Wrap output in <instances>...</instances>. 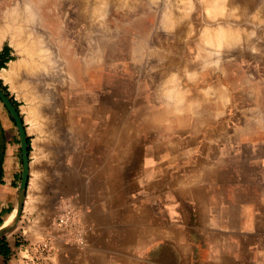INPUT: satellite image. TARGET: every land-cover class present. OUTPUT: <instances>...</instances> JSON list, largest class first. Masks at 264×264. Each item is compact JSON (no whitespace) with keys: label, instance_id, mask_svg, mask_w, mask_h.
<instances>
[{"label":"crops","instance_id":"0c3cea01","mask_svg":"<svg viewBox=\"0 0 264 264\" xmlns=\"http://www.w3.org/2000/svg\"><path fill=\"white\" fill-rule=\"evenodd\" d=\"M180 2L176 9L202 15L183 21L173 43L165 31L159 38L157 81L144 67L119 74L110 50L74 84L64 82L69 68L38 74V61L53 58L39 53L36 21L0 4V81L22 102L30 146L26 242L0 238L8 246L0 264H25L41 237L52 248L42 264H264V0ZM220 25L240 33L204 36ZM118 75L131 79L124 98L103 99V77ZM53 94L62 116L47 115ZM18 149L0 101V223L16 206ZM67 205L93 226L84 247L53 223Z\"/></svg>","mask_w":264,"mask_h":264},{"label":"rangeland","instance_id":"374dc122","mask_svg":"<svg viewBox=\"0 0 264 264\" xmlns=\"http://www.w3.org/2000/svg\"><path fill=\"white\" fill-rule=\"evenodd\" d=\"M19 1L30 3L28 4L30 5L31 11L29 9L30 12H26V6L24 9L26 13L22 12V14L25 13L29 17H32L37 23V30L39 33V53L43 52V54H45V52H47L52 56L51 58H53L52 62L44 59L38 61V74L44 76L48 68V73L53 71L55 75H58V69H61V67L64 69L69 68L70 72L68 75L66 74L67 77L64 78V82H69L70 84H74L78 78L77 76H79L82 69H84L83 66L89 65L88 63L93 62L94 58L98 64L102 62L104 63L105 57L110 55V50H116L118 57L120 58L116 61L118 63L117 70H119V74L120 69H128L131 68V66L138 69L144 67L148 71H151L150 75L152 76L149 78L150 82L157 81L159 78L156 77V74L153 71L158 68V57L156 53L158 52V49H160L158 45L159 38H164L163 35L165 31L167 32V42H172L174 40V34L176 35V32L178 35L180 34L181 23L183 21L188 22L189 19H191L190 16H193L191 20L196 21V19H199L202 15L199 12H186L185 14V12H180V10L178 13L176 6H180V0H65L64 6H56L46 2L36 5V0H0V4L7 8L12 7L13 5L14 8L15 6L18 7L19 5H22L23 8L25 4H18ZM187 3L188 1L183 2V4ZM179 14H182V19ZM176 15L177 17L172 19V17ZM170 16L171 18L169 20L171 21H168L167 19ZM45 17L48 18V22L52 23V28L46 29L44 27L43 24L45 23L42 21L46 19ZM51 17L52 19H50ZM163 18L165 19L163 20ZM166 20L167 23L165 22ZM232 29L237 30L234 28ZM257 32L258 30L254 31V33ZM184 38L187 37L183 36L182 39L185 40ZM99 40L102 43V50L98 55L97 44ZM132 53H134V60L132 59ZM126 57L128 58V62L125 60ZM121 58L123 60H121ZM211 63H213L214 66H219L221 62L214 61L210 62V64ZM106 65L107 66H104V69L109 68V66L113 67L114 62L108 61ZM56 79L57 78H55V85ZM58 79L60 80L61 78ZM114 79L116 81V86L114 85L113 87H117L116 90L110 87V81L113 83ZM130 82V76L125 75H118L115 78L103 77L102 98L109 101L111 91H116L119 99H123L125 90L127 87L129 88ZM2 86L4 88L3 91L10 97V99H13L17 103V110L20 113L19 104L22 102H17L13 98L14 94L11 93L10 90H7L6 86L3 84ZM60 101L61 100L58 96L53 94L51 102L55 106V109L48 110L47 115H49L48 113L53 116L64 115L61 109H58ZM51 111H53V113ZM118 112L120 113V111ZM15 132L17 133L16 127ZM29 149L30 146L28 142V150ZM18 154L19 159L21 160L20 142ZM25 199L26 191L21 214L15 225L3 235V238L9 236L18 242H26L23 239L24 235L20 232L21 227L26 223L22 221L21 218L26 211ZM10 217L14 218L13 212L5 219V221Z\"/></svg>","mask_w":264,"mask_h":264},{"label":"built area","instance_id":"2783aa9c","mask_svg":"<svg viewBox=\"0 0 264 264\" xmlns=\"http://www.w3.org/2000/svg\"><path fill=\"white\" fill-rule=\"evenodd\" d=\"M53 223L59 228L66 242L73 243L78 247L87 245L88 237L93 232L92 224L83 220L80 213L71 206H66L58 214ZM51 241L49 238H40L30 244L25 264H42L51 254Z\"/></svg>","mask_w":264,"mask_h":264},{"label":"water","instance_id":"95a60500","mask_svg":"<svg viewBox=\"0 0 264 264\" xmlns=\"http://www.w3.org/2000/svg\"><path fill=\"white\" fill-rule=\"evenodd\" d=\"M0 101L3 104V106L6 108L7 112L9 113L10 117L12 118L15 124L19 136L20 153L22 160L21 176H20V182L17 193V201H16L15 209L13 211L15 212V215L11 225L3 226L4 222L0 223V238H2L6 232L12 229V227L15 225L21 214L26 186L28 182V175H29V157H28L29 150H28L27 134L20 113L13 104L10 97L3 91L1 87H0Z\"/></svg>","mask_w":264,"mask_h":264},{"label":"bare ground","instance_id":"6f19581e","mask_svg":"<svg viewBox=\"0 0 264 264\" xmlns=\"http://www.w3.org/2000/svg\"><path fill=\"white\" fill-rule=\"evenodd\" d=\"M225 1V0H224ZM229 1V0H228ZM42 2H46V3H48V4H54V5H61V6H64V4H65V0H36L35 1V4L36 5H40ZM86 2V1H85ZM165 2V1H164ZM227 2V1H226ZM18 3V2H17ZM27 2H23V1H19V3L18 4H25L24 5V7L22 8V5H19L20 6V8H22L23 10L26 8V6H27V8H26V12H28L29 11V9H30V11H31V8H30V3L28 4H26ZM168 3V2H167ZM173 3V2H172ZM228 3H231V2H228ZM18 4H17V6H18ZM29 5V6H28ZM228 5V4H227ZM230 5V4H229ZM237 5V4H236ZM240 5V4H239ZM14 6V5H13ZM12 6V7H13ZM18 6V7H19ZM51 6V5H50ZM178 6V5H177ZM260 7H261V5H259ZM262 6H264L263 4H262ZM16 7V6H15ZM29 7V8H28ZM172 7V6H171ZM14 8V7H13ZM262 8H264V7H262ZM171 9H173V8H171ZM234 9V8H233ZM237 9V8H236ZM13 10V9H12ZM15 10V9H14ZM64 10V9H63ZM167 10V9H166ZM238 10V9H237ZM239 10H241V9H239ZM258 10H259V8H258ZM25 11V10H24ZM29 11V12H30ZM33 11V10H32ZM175 11H177V10H175ZM207 11V10H206ZM34 12V11H33ZM172 12V11H171ZM174 12V11H173ZM180 12H182V11H180ZM32 13V12H31ZM178 13H179V9H178ZM240 13V12H239ZM29 14V13H28ZM34 14V13H33ZM184 14V13H183ZM186 14V13H185ZM242 14V13H241ZM240 14V15H241ZM36 15V14H35ZM61 15V14H60ZM179 15H181V19H182V14H179ZM244 15V14H243ZM262 15H264V14H262ZM31 16V15H30ZM185 16V15H184ZM261 16V15H260ZM34 17V16H33ZM62 17V16H61ZM174 17H177V15L176 16H173L172 17V19H174ZM180 17V16H179ZM171 18V16L167 19L168 21H171V20H169ZM17 19V18H16ZM28 19L30 20H32L33 21V18L32 17H29L28 16ZM50 19H52V17L50 18ZM165 18H163V20H164ZM162 20V21H163ZM167 20L165 21L166 23H167ZM3 21H5V20H3ZM255 21V20H254ZM6 22H7V20H6ZM175 23V22H174ZM173 23V24H174ZM163 24H165V23H163ZM169 25V24H168ZM175 25V24H174ZM180 25V24H179ZM23 25H22V23L21 22H18L17 24H16V27H18V29H17V31H19L20 30V27H22ZM176 26V25H175ZM239 26V25H238ZM168 27V26H167ZM221 27V28H220ZM217 30H214V31H211L210 29H206V28H204V31H205V34H204V36H207V35H213L214 36V38H216V39H218V41H220V42H224V41H228V40H230V37H236L237 35H239V31H238V29L237 30H231L230 29V27H228V25H226V27L224 28V27H222V25L220 26ZM178 28V27H177ZM176 28V29H177ZM177 33V32H176ZM208 33V34H207ZM254 33V32H253ZM175 35V34H174ZM241 35V34H240ZM177 37V36H176ZM174 38H175V36H174ZM177 38H179V37H177ZM176 38V39H177ZM206 38V37H205ZM22 39V38H21ZM29 39V38H28ZM175 39V40H176ZM178 41V40H177ZM180 45V44H179ZM35 48V47H34ZM206 48V47H205ZM175 49V48H174ZM210 49V48H209ZM32 50V47H30L29 46V51H31ZM37 50V49H36ZM214 51H216V50H214ZM216 53V52H215ZM213 59V58H212ZM216 61V60H215ZM213 62V61H212ZM13 70V69H12ZM16 70V69H15ZM22 79V78H21ZM25 83V82H24ZM28 85V84H27ZM223 96V95H222ZM257 98V97H256ZM151 104V103H150ZM221 105H223V104H221ZM240 109V108H239ZM34 117H36V116H34ZM155 117H156V115H155ZM227 132V131H226ZM41 146V145H40ZM32 170V169H31ZM149 171V170H148ZM34 175V174H33ZM36 177V176H35ZM32 182V181H31ZM34 184H35V182H34ZM33 184V185H34ZM31 188V187H30ZM37 188V187H36ZM32 189V188H31ZM28 199V198H27ZM32 199V198H31ZM36 200V199H35ZM214 200V199H213ZM33 206V205H32ZM35 208V207H34ZM13 216H14V212H13ZM12 222H13V217H10L7 221H5V223H4V225L3 226H9V225H11L12 224ZM36 230V229H35ZM166 256V255H165ZM171 256V255H170ZM78 263V262H77Z\"/></svg>","mask_w":264,"mask_h":264},{"label":"trees","instance_id":"16d2710c","mask_svg":"<svg viewBox=\"0 0 264 264\" xmlns=\"http://www.w3.org/2000/svg\"><path fill=\"white\" fill-rule=\"evenodd\" d=\"M5 61L6 59L0 60V68L4 66ZM0 87L4 89L1 83H0ZM11 100L15 105V107L17 108V103L13 99ZM0 252L4 257H6V255L8 254V246L7 243L4 241V239H0Z\"/></svg>","mask_w":264,"mask_h":264}]
</instances>
